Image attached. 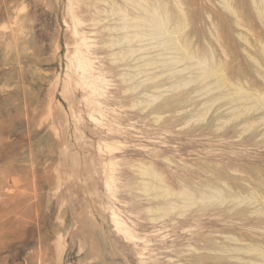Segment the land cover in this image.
Wrapping results in <instances>:
<instances>
[{
	"label": "rangeland",
	"instance_id": "rangeland-1",
	"mask_svg": "<svg viewBox=\"0 0 264 264\" xmlns=\"http://www.w3.org/2000/svg\"><path fill=\"white\" fill-rule=\"evenodd\" d=\"M0 264H264V0H0Z\"/></svg>",
	"mask_w": 264,
	"mask_h": 264
}]
</instances>
